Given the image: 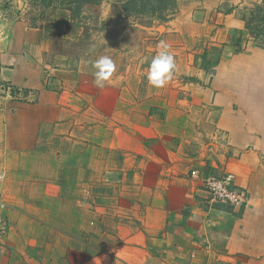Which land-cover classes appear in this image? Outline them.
<instances>
[{"label": "crops", "instance_id": "0c3cea01", "mask_svg": "<svg viewBox=\"0 0 264 264\" xmlns=\"http://www.w3.org/2000/svg\"><path fill=\"white\" fill-rule=\"evenodd\" d=\"M21 20L0 22V264H264V35L231 13L171 18L153 49L174 57L166 86L148 63L101 89L96 56L50 52L54 20ZM191 170L231 173L246 204L211 202Z\"/></svg>", "mask_w": 264, "mask_h": 264}, {"label": "rangeland", "instance_id": "374dc122", "mask_svg": "<svg viewBox=\"0 0 264 264\" xmlns=\"http://www.w3.org/2000/svg\"><path fill=\"white\" fill-rule=\"evenodd\" d=\"M69 11L72 20L67 22ZM99 11L109 17L99 20ZM195 11L236 14L250 32L264 33V0H0V22L22 19L34 24L43 16L48 24L54 20L49 24L55 30L50 52L77 58L108 56L116 68L150 63L165 23L171 18L186 19ZM256 51L264 57V50ZM6 99L0 98V145L2 110L10 102Z\"/></svg>", "mask_w": 264, "mask_h": 264}, {"label": "built area", "instance_id": "2783aa9c", "mask_svg": "<svg viewBox=\"0 0 264 264\" xmlns=\"http://www.w3.org/2000/svg\"><path fill=\"white\" fill-rule=\"evenodd\" d=\"M249 38L256 41V38L249 34ZM258 39V38H257ZM264 47V37L262 38ZM12 88L10 85L1 82L0 83V96L4 94H10ZM190 176L193 178H201L203 188L208 192L210 200L213 203L225 204L229 207H242L247 202L246 190L237 186L234 183V177L231 173L225 172L221 175L208 174L200 176L197 170H191ZM2 174H0V180ZM8 219L5 214V204L0 196V243L6 235L8 230Z\"/></svg>", "mask_w": 264, "mask_h": 264}, {"label": "clouds", "instance_id": "9594fccd", "mask_svg": "<svg viewBox=\"0 0 264 264\" xmlns=\"http://www.w3.org/2000/svg\"><path fill=\"white\" fill-rule=\"evenodd\" d=\"M175 61L166 44L161 45V50L151 59L147 73L148 82L160 89L172 79L175 70ZM94 76L93 83L97 88H104L116 72L115 62L108 56H100L92 63Z\"/></svg>", "mask_w": 264, "mask_h": 264}, {"label": "trees", "instance_id": "16d2710c", "mask_svg": "<svg viewBox=\"0 0 264 264\" xmlns=\"http://www.w3.org/2000/svg\"><path fill=\"white\" fill-rule=\"evenodd\" d=\"M112 7H113V9H118L116 5H113ZM112 14H113V13L111 12V15H112ZM246 28H247V24H246ZM247 31H248L251 35H253L256 39H257L258 37H260L261 35H264V33H260V32H257V33L250 32L248 28H247ZM263 32H264V31H263Z\"/></svg>", "mask_w": 264, "mask_h": 264}]
</instances>
